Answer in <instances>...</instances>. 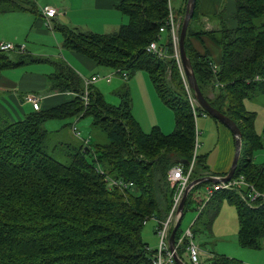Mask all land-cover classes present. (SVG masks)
I'll return each instance as SVG.
<instances>
[{"label":"trees","instance_id":"16d2710c","mask_svg":"<svg viewBox=\"0 0 264 264\" xmlns=\"http://www.w3.org/2000/svg\"><path fill=\"white\" fill-rule=\"evenodd\" d=\"M233 1L227 20L220 9L218 28L204 31L197 22L195 0L183 49L203 98L240 132L232 177L241 175L264 191V166L251 161L254 151L264 149V139L253 130L254 113L243 105L244 99L264 93V0ZM116 8L128 21L114 32L96 33L66 24L54 28L60 31L65 49L89 58L96 66L118 69L127 77L145 72L157 98L171 111L172 130L164 134L151 126L143 131L131 113L127 85L117 91L116 105L106 103L100 91L88 85V104L84 105L82 77L66 62L51 61L55 69L48 76L47 93L71 92L70 100L32 108L14 121L0 108V264H151L142 227L151 217L163 220L169 211L173 188L166 172L173 165L185 167L189 162L195 120L171 57L168 32H158L167 17L166 0H121ZM10 11L36 13V5L32 0H0V12ZM201 35L218 47L217 63L192 46L190 38ZM153 41L161 51L159 56L146 50ZM27 58L24 53L0 50V73L25 64ZM194 110L195 117L203 112L199 106ZM83 116L91 117V125L104 132L108 142L93 147L89 140L77 146L61 142L67 159L56 158L46 143L51 131L43 123ZM213 175L206 165V153L195 151L190 179ZM107 178L131 185L120 188ZM205 184L209 183L195 184L188 191L182 215L189 204L199 201L197 191ZM221 199L234 206L237 244L259 249L264 237V202L251 207L235 191H214L208 200L212 215L207 227ZM197 218L191 224L193 235ZM180 231L178 225L175 239ZM176 252L183 261L182 247ZM204 264L244 263L213 253Z\"/></svg>","mask_w":264,"mask_h":264},{"label":"rangeland","instance_id":"374dc122","mask_svg":"<svg viewBox=\"0 0 264 264\" xmlns=\"http://www.w3.org/2000/svg\"><path fill=\"white\" fill-rule=\"evenodd\" d=\"M54 2L55 3H52V5L50 6L59 8L60 11L63 10L64 13L61 16L57 15L55 17L56 18L55 23L53 20L51 21V28H47L42 21L41 22L42 25L40 26V28L41 30L44 31L43 33H37L32 26V20L34 21V18L38 19V15H36V13H31L28 11L0 12V40L11 39L15 41L14 44L22 45L26 47V52H27L26 55L28 57L26 59L27 61L26 64H23L15 69L11 68L12 70L10 69L7 70L14 71L17 80H20L25 70L43 73L44 74L43 77L46 76L44 78L45 84H44V88L38 89L40 92H48V87L51 78H49L47 74L54 71V66L51 63L43 60H31L30 56L34 58H48L52 62L53 61L65 62L63 56L61 55L62 54L61 52L63 50V52L65 53L68 50L62 46V35L60 31L54 28V26L57 24H64V23L69 26H73L72 24L70 25L71 22L70 20L73 21L75 20V22L80 21L84 23L85 21L95 22L98 19L96 16H89V15L85 16L78 13L77 14L70 13L71 11L77 12L82 10L81 8L83 6L89 12V10H92L90 6L93 4L92 1L90 0H54ZM168 2H169V6L171 7L169 10L172 14V17H174V20L178 23V30H177V36H178L180 23L183 17L182 11L184 12L183 9H185L186 0H169ZM166 9H167V0H166ZM173 9L176 10L180 9V10L177 13L174 12ZM167 15H168V9H167ZM123 17L125 16L123 15ZM125 19L127 18L125 17ZM81 27L83 28L81 29L79 27L81 30L88 31V29H86L84 26L81 25ZM11 55L12 57H14L13 54ZM172 58L175 62L178 73L180 75L184 92L186 93V90L189 89L188 88L185 89L184 77L182 74L183 72L181 66L178 64L179 62L177 63L174 57ZM98 69H99V73H98L99 76H105V78L100 79L97 82L93 83V86H95V88L100 91L105 102L108 104H114V105L118 104L119 96L117 94V91H123L124 86L126 85L129 88L130 86L127 83H129V80L132 77H134L137 80H140V82L142 81L143 76L148 79L146 73L143 72L142 70L137 71L134 75L130 74L127 78H123L121 75L115 74L114 69L104 66H99ZM98 74L94 73V75H98ZM139 75L142 76L138 79ZM107 78H110L109 82L107 81ZM138 87L139 90H136L135 94L132 92L131 87L129 92L133 104L132 107L136 113L140 114L142 112V103H144L145 101V92L142 93L141 83L138 85ZM151 89L153 90V88ZM152 93L154 97H156L154 98L156 101L157 96L154 90ZM255 97L257 98L255 99ZM255 97L249 100L246 99L247 101H245V99L243 100L246 110H249L251 112V110L253 109L250 108H256V110H260L263 107L261 105H264V93L259 94ZM6 99L7 100L4 103L5 108L11 114L13 120H18L15 113V111H18V107L15 101L9 95H6ZM16 101L17 104H20L18 99H16ZM25 103L27 102L25 101ZM144 104L146 107V112L149 113V117L154 118L155 120H160L163 123V118H165L163 116V112L157 110V107L151 105L149 101H145ZM28 105H30L29 108V112H30L32 111V107L30 103ZM28 105L25 106L26 109L29 107ZM163 107L166 108L165 106ZM17 113L20 115V118L24 116L23 113L20 112ZM204 117L207 119L206 126L202 124V119L200 120L199 115L195 117L194 145H195L196 153H204L205 151H209L213 146H217L216 145L217 131L213 126L212 119L209 118L208 116H204ZM258 117H259V112L256 111L255 118L253 120L254 122L253 129L255 133L257 132L259 134L261 131V127H259L258 125ZM137 118H138L137 122L139 123L140 127L141 128L143 127L144 129L143 131L146 132V129H148L149 127L146 126V123L144 122L142 115H139ZM169 122L171 125L169 127L170 129L167 132H163L161 130L163 133H168L172 130L173 122L171 118V113H170ZM69 123H74V125L76 126L75 128L76 131L78 132V137L82 136V138L85 137L90 141V147H93L94 143L105 144L108 142L105 133L102 132L100 129L91 125L90 116H83L82 118H79L78 121H76L74 117L64 118V119H50L43 123V128L47 129L48 131H53L48 134V140L46 143L48 145V150L52 152V154H54L56 158H59L63 161H66L67 159L65 154V148L59 146L60 142H71L74 146H77L80 143H82L78 137H75L71 134L70 129L67 126V124ZM216 125L218 124L216 123ZM192 153H193V149H192ZM251 161L254 162L255 164L263 163L264 149L254 151L252 153ZM168 185L170 186L169 183ZM197 192L201 194L203 192V187L201 186ZM195 197L196 194L194 196V200ZM199 204L200 201H198L197 203L192 202L191 204H189L188 209L183 213V216L179 223V229L184 230L190 222L193 223L195 218L198 217L195 223L193 224V228L195 229L194 241L198 244L199 248L204 250L206 253L210 254L212 252L228 258H233L234 260H239L242 263H244V261L241 260L242 258H245L247 260H253L254 255L256 254L257 251L262 250V253L264 254V237L260 240L261 249L259 248V250L241 248L237 244L236 241L237 219H236L235 209L232 204L228 203L225 199H221L218 204L217 211L214 214L213 218L211 219V222L209 223L208 227L206 222L212 215V209H211L212 205H209V203L207 202L205 203L203 208H201L198 211L197 207ZM151 224L154 225V220L152 219V217L147 219L143 224L142 239L144 237V234H147L151 236V240H152L151 244L154 245V243L156 244V236L152 234V229L150 228ZM252 253H254V255ZM205 260L204 259L201 260V262L203 261L202 264H204Z\"/></svg>","mask_w":264,"mask_h":264},{"label":"crops","instance_id":"0c3cea01","mask_svg":"<svg viewBox=\"0 0 264 264\" xmlns=\"http://www.w3.org/2000/svg\"><path fill=\"white\" fill-rule=\"evenodd\" d=\"M32 1L36 5V15H38V19L34 18V21L32 20V26L36 30L37 33H43L44 31L41 30V28H40V26L42 25V23H41L42 19L40 17V13H39V7L44 6V5H52V3H55V2H54V0H32ZM90 1H92L93 4L90 6L92 8V10H89V12H88V10H86V8L84 6L81 8L82 10H80V11H77V12H74V11L70 12L69 11V12L70 13H76V14L78 13V14H82L85 16H88V15L89 16H96L98 19L95 22L85 21L84 23H82L80 21L75 22V20L74 21L70 20L71 21L70 25L72 24L73 26H76L78 28L80 27L81 29H83L81 27V25H82L86 29H88L89 31L96 32V33H110V32H114L115 30H117V28L120 25L127 23V21H128L127 16L124 15L121 11H119L116 8V5L121 0H90ZM57 9L59 10V14H60V15L58 14V16H61L64 13L63 10H61L62 11V13H61L60 9L59 8H57ZM220 9L223 10L222 12H224V16L222 15V18L225 19L226 17H228L232 13V11L234 9V1L233 0H198L197 12H198L200 17H199L197 22H198V25L200 26V28L202 30L208 31V30H215L218 28L219 19H217L216 15L220 11ZM10 12H12V11H10ZM123 15L127 19H125V17H123ZM55 19L56 18L53 19L54 23H55ZM226 20H227V18H226ZM226 22H228V21H225V23ZM68 24H69V22H68ZM228 24H229V22H228ZM1 42H12V43H14L15 41H13L11 39H1L0 43ZM190 42H191L192 46L194 47V49L198 51V53H200L201 55L206 53L211 58V60L214 62V64L217 63L218 58H219V49L210 39H208L206 36L201 35L197 39L196 38H190ZM23 53L27 54L26 47L24 48ZM61 53H62L61 55L63 56L65 62L70 67H72L82 78H85L86 76L90 77V76H92V74L94 75V73H96V74L99 73V69H98L99 66H96V64L92 60H90L89 58H87L81 54H78L74 51H71V50H68L65 53L62 50ZM43 59H45L44 61L49 62L54 66V64L50 60H47L48 58H43ZM18 67L19 66L14 67V69L18 68ZM54 69H55V66H54ZM10 70H12V69H10ZM10 70L4 69V71H2L0 73V108L6 113V115L9 117V119L11 121H14L13 117L11 116V114L8 112V110L5 108V105H4V103L7 100L6 95H9L15 101V103L18 107V111H15L17 119H21L20 115L17 112L23 113V115H25L29 112L30 105H28L29 102L25 100L26 95L29 93L34 94L40 98V107H50V106L59 104L61 102L68 101L73 96V93H71V92L53 93V94H49L47 92H40L38 89L44 88V84H45L44 78L46 77V76L43 77L44 74L41 72L25 70L22 77L20 78V80H17L14 71H10ZM53 72L54 71L48 73L47 76H50ZM141 76L142 75H139L138 79ZM140 83H141V87H142V93L145 92V101H149V103H151V105H153L154 107H157V110L163 112V116L165 117V118H163L164 124L160 120H155L154 118L149 117V113L146 112V107L144 104L145 101H144V103H142V112L140 114H138L134 111V109L132 107V105H133L132 100H131V113H132V115L134 112L133 116H135L134 118L136 120L138 119L137 117L139 115H142L144 122L146 123L147 127L150 128L151 126H157L160 131L162 130L163 132H167L170 129L169 127L171 126L170 122H169L171 111L164 104H162L158 98L155 101L154 98H156V97H154V95L152 93L153 90L151 89L152 87H151L150 82L148 81V79L146 77L143 76L141 82H140V80H137L134 77H132L129 80V83H127V84L131 87L132 92L135 94L136 90H139L138 85ZM130 87L128 88V90H130ZM118 88H120V87H118ZM129 95H130V92H129ZM256 98L257 97H255V99ZM16 99L19 100L20 104H17ZM130 99H131V97H130ZM25 101L27 103H25ZM245 101H247V100L245 99ZM26 105L29 106L27 109L25 108ZM243 105L245 108L244 102H243ZM163 106H165L168 109V111ZM261 106H263V107L260 110H256V108H250V109H253L251 111L254 113V118H255L256 111L259 112L258 125H259V127H261V131L259 134L256 132V134H258L260 136L264 134V105H261ZM132 109H133V112H132ZM199 116H200V120L202 119V124L206 126L207 125V119L203 115H199ZM74 118L76 119V121H78V119H79V117H74ZM171 118H172V114H171ZM172 122H173V119H172ZM212 122H213V126L215 127V129L217 131V137H216V145L217 146H213L209 151H205L204 153H206V165H207L209 171L212 174H216V175L221 176V175L225 174L230 167V163H231V159H232V155H233V144L234 143H233V137H232L231 133L228 131V129L225 126H223L220 123L214 122L213 120H212ZM216 123L218 125H216ZM255 123H256V121H255ZM253 124H254V122H253ZM73 125H74V123L67 124L68 128L70 129L71 134L75 137H78V135H76L74 133V131L72 130ZM149 128L146 129V131L149 130ZM142 130H144L143 127H142ZM51 132H53V131H51ZM164 134H166V133H164ZM80 135H81V133H80ZM78 138L84 144V140H86V138L85 137L82 138V136L78 137ZM216 175H213V176L215 177ZM150 228L152 229V234L155 235V233H154L155 221H154V225H152V224L150 225ZM142 241L146 244V247L149 250L154 249L155 243H154V245L151 244L152 243L151 236L144 234ZM150 245H152V246H150ZM253 250H259V249H253ZM200 251H201L200 252V260H203V259L205 260L213 254L212 252L210 254L206 253L201 248H200ZM252 254L254 255V253H252ZM241 260L244 261V263H246V264H249V263L250 264H264V254L262 253V250H260V251L256 252L253 260H247L245 258H242ZM183 262L186 263V260L184 259Z\"/></svg>","mask_w":264,"mask_h":264},{"label":"built area","instance_id":"2783aa9c","mask_svg":"<svg viewBox=\"0 0 264 264\" xmlns=\"http://www.w3.org/2000/svg\"><path fill=\"white\" fill-rule=\"evenodd\" d=\"M169 0H167V9L168 15L164 22V25L158 28V32H163L166 30L168 32L170 43L172 47V54L171 57H174L177 63L179 62V55H178V23L172 17L170 12ZM40 17L47 28H51V21L59 14V10L50 5H44L39 7ZM24 46L16 45L12 42H1L0 43V50L2 51H15L18 53L24 52ZM146 50L151 53H155L156 55H161L160 49L157 47L156 43L150 42ZM180 65V63H178ZM115 74L121 75L123 78H127V74L125 72H119V70H114ZM183 74V73H182ZM184 77V75H183ZM105 76L93 75L83 79V84L85 86V91L81 95V99L84 105L88 104V92L86 87L88 85H92L93 83L97 82L100 79H104ZM110 78H107L109 81ZM185 89L188 88L186 84V80L184 78ZM189 89V88H188ZM186 97L189 104V107L192 111L193 118L195 120V107H197V103L195 102L191 90H186ZM25 100L28 101L34 110H38L40 108V98L34 94H27ZM200 115H204L202 112ZM72 130L76 135L78 132L76 131L75 126H72ZM264 139V134L262 135ZM88 139L84 140V144L87 145ZM195 143V142H194ZM194 155H195V145L193 148L192 156L184 167L181 164H176L171 166L166 172V181L170 184V187L173 188L172 197H171V205L166 217L163 220L155 221V229L154 233L156 236V244L154 249L151 250V264H176L173 258V254L176 253L177 255V247H182V256L186 260L187 264H202L200 260V248L198 244L194 241V235L191 230L190 222L188 226L181 230L178 237L173 242V250H169L168 248V235L169 232L176 220V209L179 204V201L183 195V192L187 188L190 179V174L193 168L194 163ZM264 166V162L262 163ZM108 181L113 184L117 185L120 188H125L130 186L131 183H125L121 180H114L111 178H107ZM191 189V188H190ZM217 190H230L235 191L238 197L247 205L253 206L255 203H262L264 202V191H259L255 189L251 184L245 182L244 178L241 175L237 177H231L227 181L217 182V183H209L203 186V192L200 194L197 192V197L200 201L198 205V211L203 208L205 203L210 199L214 191ZM185 263V264H186Z\"/></svg>","mask_w":264,"mask_h":264},{"label":"water","instance_id":"95a60500","mask_svg":"<svg viewBox=\"0 0 264 264\" xmlns=\"http://www.w3.org/2000/svg\"><path fill=\"white\" fill-rule=\"evenodd\" d=\"M194 1L195 0H186V2H185V9H184L182 21H181L180 27H179L178 42H177L179 63H180L184 78L186 80V84H187L188 88L191 90L193 98H194L195 102L197 103V105L199 106V108L204 113H206L208 116L214 118L219 123L223 124L230 131V133L233 137V143H234L233 144V155H232L230 167H229L228 171L225 173V175L215 176V177L214 176H204V177L192 179L189 182V184H188L187 188L185 189V191L183 192V195H182V197L179 201V204L177 206L176 220H175V222H174V224H173V226L169 232V235H168V248H169V250H173L174 234H175V231L178 228V225L180 222L184 199H185L188 191L190 190V188H192V186H194L195 184L217 183V182L227 181L228 179H230L233 175V172H234V169H235V166L237 163V158H238V154H239V147H240V132H239L238 128L229 118H227L226 116H224L223 114H221L220 112L215 110L213 107H211L207 103V101L203 98L202 94L200 93V91L197 87L194 75H193L191 68H190L189 61H188V59L184 53L183 39H184V35H185V30H186V27L188 24V20L192 15ZM173 258H174V261L176 264H185L180 258H178L176 253L173 254Z\"/></svg>","mask_w":264,"mask_h":264}]
</instances>
